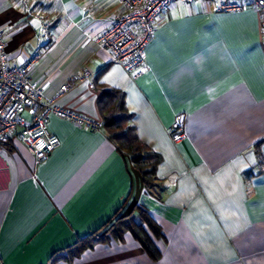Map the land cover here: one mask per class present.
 Listing matches in <instances>:
<instances>
[{"label": "crops", "instance_id": "crops-1", "mask_svg": "<svg viewBox=\"0 0 264 264\" xmlns=\"http://www.w3.org/2000/svg\"><path fill=\"white\" fill-rule=\"evenodd\" d=\"M121 0H0L12 63L32 68L52 99L89 70L58 104L102 119L105 89L125 94L140 140L162 157L152 186L104 128L89 131L53 115L61 139L37 164L26 145L0 143V264H264V47L259 14L215 12L204 0L162 13L147 46L148 70L130 77L98 39ZM36 23H33V22ZM185 113L186 138L168 134ZM141 206L161 226L153 260L128 231L79 255L68 247L116 214ZM57 253L59 259H51Z\"/></svg>", "mask_w": 264, "mask_h": 264}, {"label": "built area", "instance_id": "built-area-1", "mask_svg": "<svg viewBox=\"0 0 264 264\" xmlns=\"http://www.w3.org/2000/svg\"><path fill=\"white\" fill-rule=\"evenodd\" d=\"M125 11L108 17L109 26L98 39L109 52L111 62L120 66L130 77L138 78L148 70L147 46L153 39L162 13L177 3L190 5L199 0H121ZM215 12L235 13L248 9L258 12L264 47V0H204ZM49 24L41 25L44 43L24 64L12 63L7 52L8 31L0 28V143L12 138L24 143L37 164L47 161L61 146L60 137L49 130L53 115L89 131L104 129L103 119H96L67 109L58 100L81 83L94 88V73L84 70L71 76L49 101L44 100V87L33 78L32 68L38 62L51 38ZM27 114V115H26ZM168 134L174 143L186 138L185 113H177Z\"/></svg>", "mask_w": 264, "mask_h": 264}, {"label": "trees", "instance_id": "trees-1", "mask_svg": "<svg viewBox=\"0 0 264 264\" xmlns=\"http://www.w3.org/2000/svg\"><path fill=\"white\" fill-rule=\"evenodd\" d=\"M98 103L103 117L104 128L109 132L110 138L117 143L119 151L125 152L123 147L128 150L129 153H125L131 156L138 169L143 173L145 184L148 187L152 186L156 169L162 161V157L149 150L148 146L140 140L136 127L129 123L132 116L126 107L125 94L119 89H105L100 95ZM119 142H121L122 147L119 145ZM143 160L153 161L150 170L146 169L142 163ZM117 215H114L109 221L91 234L80 238L72 246L68 247V254L79 255L85 249L92 248L97 243L109 241L111 237L121 239L126 232L130 231L139 240L149 256L153 260H158L162 254L156 246L153 237L165 239V235L161 226L153 217L146 210L142 212L143 220L148 225L149 230L142 223L134 226L132 222L120 217L116 220L119 226L117 229L111 227L104 231ZM110 229H112L114 236H109L108 231ZM59 258H61V255H57V253L51 257V259L55 260Z\"/></svg>", "mask_w": 264, "mask_h": 264}, {"label": "rangeland", "instance_id": "rangeland-1", "mask_svg": "<svg viewBox=\"0 0 264 264\" xmlns=\"http://www.w3.org/2000/svg\"><path fill=\"white\" fill-rule=\"evenodd\" d=\"M27 115V114H26ZM119 145L122 147V144H121V142H119ZM123 150L125 151V152H127V153H129L128 152V150L126 149V148H124L123 147ZM143 153H147V152H143ZM153 161L152 160H143V164L145 165V167H146V169L147 170H150L151 169V163H152ZM144 210H146L144 207H137V208H135L134 210H132V211H130L129 213H126V214H119V215H117L116 216V218H114L112 221H111V223L105 228V230L104 231H106L108 228H113L114 227V229H117L119 226H118V224L116 223V220L118 219V218H120V217H122V219H126V220H128L129 222H132L133 224H134V226L135 225H140L141 223L144 225V227L147 229V230H149V228H148V225L145 223V221L143 220V217H142V212L144 211ZM147 211V210H146ZM148 213H149V211H147ZM150 214V213H149ZM130 217H132V218H130ZM130 218V219H129ZM116 223V224H115ZM125 226V225H124ZM103 231V232H104ZM103 232H101V233H103ZM108 233H109V236H114V233H113V231H112V229H110L109 231H108ZM151 233V232H150ZM152 234V233H151Z\"/></svg>", "mask_w": 264, "mask_h": 264}, {"label": "snow or ice", "instance_id": "snow-or-ice-1", "mask_svg": "<svg viewBox=\"0 0 264 264\" xmlns=\"http://www.w3.org/2000/svg\"><path fill=\"white\" fill-rule=\"evenodd\" d=\"M33 23H36L35 21Z\"/></svg>", "mask_w": 264, "mask_h": 264}]
</instances>
